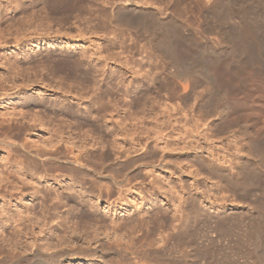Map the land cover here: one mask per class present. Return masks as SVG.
Wrapping results in <instances>:
<instances>
[{
    "label": "rangeland",
    "instance_id": "rangeland-1",
    "mask_svg": "<svg viewBox=\"0 0 264 264\" xmlns=\"http://www.w3.org/2000/svg\"><path fill=\"white\" fill-rule=\"evenodd\" d=\"M89 2L59 14L40 9V0H0V137L43 150L62 138L70 156L109 160L77 177L50 173L0 143V176L14 171L0 183V250L45 245L47 227L66 215L74 220L84 203L101 215L111 204L102 222L142 223L136 232L163 247L150 256L162 264L180 257L264 264V0H146L155 14L130 13L118 23L110 18L126 0ZM82 50L83 62L98 71L86 79L54 71L56 52L77 60ZM104 88L109 93L101 95ZM94 179L115 185L114 192L102 193ZM55 191L79 193L83 203L64 199L50 218L44 196ZM46 215L50 224L40 233ZM97 218L88 220L86 235L108 239L113 228ZM124 263L91 255L63 260Z\"/></svg>",
    "mask_w": 264,
    "mask_h": 264
},
{
    "label": "bare ground",
    "instance_id": "bare-ground-1",
    "mask_svg": "<svg viewBox=\"0 0 264 264\" xmlns=\"http://www.w3.org/2000/svg\"><path fill=\"white\" fill-rule=\"evenodd\" d=\"M43 2L42 5H40V9H50L52 12L54 13H67V12H73L75 10H81L84 5L86 6V3H90V0H40ZM148 1V0H147ZM151 0H149L150 2ZM153 1V0H152ZM142 2V1H141ZM145 1H143L142 3H139L138 0H126L125 3L121 4V5H117L116 8L114 9V15L111 16L113 18V20H111L112 18H110V21H113L111 23H116L117 20L121 19V17L123 16H130V13H134V14H139V16L141 15H148L149 13H154L156 12L157 9H155L153 7V3H145ZM10 4V3H9ZM141 4V5H138ZM92 4L90 3L89 6H91ZM23 6V4H22ZM88 6V4H87ZM175 11V10H174ZM129 13V14H128ZM171 13H174L173 11ZM170 13L169 16H171L172 14ZM158 14V11H157ZM156 14V16H157ZM106 14H104L105 16ZM174 15V14H173ZM132 16V15H131ZM130 16V17H131ZM27 17V16H26ZM33 18V17H32ZM133 18V16H132ZM131 18V19H132ZM135 18V16H134ZM141 18V17H139ZM145 18V17H144ZM170 18V17H169ZM25 19V18H24ZM27 19V18H26ZM130 19V18H129ZM130 19V20H131ZM158 19V18H157ZM106 20V19H105ZM119 20V21H121ZM116 21V22H115ZM118 21V22H119ZM129 21V20H128ZM133 21V20H132ZM141 21V20H140ZM159 21V20H158ZM157 21V22H158ZM32 22V21H31ZM104 22V21H103ZM117 22V23H118ZM131 22V21H130ZM142 22V21H141ZM140 22V23H141ZM144 22V21H143ZM142 22V23H143ZM164 22V20H163ZM133 23H135L133 21ZM171 23V22H170ZM33 24V23H32ZM157 24V23H156ZM155 24V25H156ZM40 25V24H39ZM143 25V24H141ZM145 25V24H144ZM158 25V24H157ZM163 25V24H160ZM159 25V26H160ZM166 25V24H165ZM170 26V25H169ZM172 26V25H171ZM168 29V28H167ZM173 29V28H172ZM18 30V29H17ZM171 30V29H170ZM169 31V30H168ZM56 44V43H55ZM54 44V45H55ZM166 45V44H164ZM170 45V44H169ZM48 46V45H47ZM73 46V45H72ZM167 46V45H166ZM50 48V47H49ZM53 48V47H51ZM165 49V47H163ZM48 50V49H47ZM62 50V49H61ZM64 50V49H63ZM62 50V51H63ZM86 50V49H85ZM85 50H82L80 53V57L76 60L73 57L72 58H64L61 57L60 55H57L58 52H56V56L52 57L54 58L50 60V64L51 61H54L53 64V69L54 71H61L63 73H65L68 76H73V77H80L82 79H86L85 76H87V74L91 73V72H96L98 71V69L96 68V63L95 62H90L89 63H84L83 62V57L87 56ZM167 53L172 57V56H176L178 55V53H176L177 50L172 48L171 46H167L166 48ZM52 51V49H51ZM39 52V51H38ZM49 52V51H48ZM54 52V53H55ZM92 52V51H91ZM178 52V51H177ZM53 54V52H51ZM95 53V52H94ZM39 55V54H38ZM51 55V54H50ZM54 55V54H53ZM95 55V54H94ZM17 56V55H16ZM91 58L93 57V53L89 55ZM50 57V56H49ZM95 57V56H94ZM96 58V57H95ZM17 59V58H16ZM98 59V58H97ZM24 60V59H23ZM179 60V59H178ZM93 61V60H92ZM96 61V60H95ZM31 62H29L30 64ZM95 63V64H94ZM44 64V63H43ZM49 64V63H48ZM47 64V65H48ZM94 64V65H93ZM12 65V64H11ZM45 65V64H44ZM93 65V66H92ZM99 65V64H98ZM15 66V64H14ZM13 66V67H14ZM29 66V65H28ZM92 66V67H91ZM32 67V66H31ZM46 67V66H45ZM22 68V66H21ZM48 68V67H47ZM49 68H52L49 67ZM18 70V69H17ZM52 70V69H51ZM50 70V71H51ZM100 71V70H99ZM14 72V71H13ZM1 73V72H0ZM18 73V72H17ZM54 73V72H53ZM3 74V73H2ZM4 77V76H3ZM6 77V76H5ZM75 77V78H76ZM8 80V79H7ZM13 80V78H12ZM121 89H118V91ZM123 90V89H122ZM105 92V93H104ZM109 93V91L107 92V90L101 89L100 94H106ZM102 97V96H101ZM42 102V101H41ZM44 103V102H43ZM64 104V103H63ZM21 108V107H20ZM26 111V108H24ZM28 109V108H27ZM18 110H22L18 109ZM70 110V109H69ZM17 111V110H15ZM14 111V112H15ZM24 111V110H23ZM22 111V112H23ZM30 111V110H29ZM16 112V113H20ZM31 112V111H30ZM15 113V116H17V114ZM71 114V113H70ZM11 115V114H10ZM19 115V114H18ZM23 115H26L23 113ZM13 114V117H15ZM36 116V115H35ZM34 116V117H35ZM38 116V115H37ZM11 116V118H13ZM33 117V116H32ZM33 120H36V119ZM18 118V117H17ZM16 118V119H17ZM23 118V117H22ZM30 118V117H29ZM37 118V117H36ZM26 119V118H25ZM39 119V117H38ZM12 120V119H11ZM14 120V119H13ZM1 121V126H2V121H4L3 119L0 120ZM6 121V120H5ZM4 121V122H5ZM30 121V120H29ZM33 122V121H32ZM42 122V121H41ZM20 123V121H19ZM22 123V122H21ZM6 124V123H5ZM23 125V124H22ZM31 126V124H30ZM28 127V126H27ZM27 129V128H26ZM18 131V130H17ZM20 131V130H19ZM2 134V133H1ZM19 134V133H18ZM61 135V134H60ZM3 136V135H2ZM7 137V135H6ZM62 137V136H61ZM8 138V137H7ZM7 138H1L0 137V143L6 144L8 146L11 147L12 151L17 152L18 157L22 156L24 161L29 162L30 164L35 165V167L37 165L43 167V169H46V171L48 172H52V173H56V172H60V173H73L75 174V172L77 173V170H81V171H86L89 172L91 170H95V163H99L102 165H107L109 164V160L106 157H101L100 159H93L90 156H83L80 157L81 159H79V157H73L70 156L69 154V149L70 147L67 146V144H69L67 142V144L64 146V143H61V140H57V142H55L53 145H48L49 149H33V148H29L26 144L22 143L18 144L14 141H10ZM60 138V137H59ZM64 138V137H63ZM13 139V138H12ZM17 141V140H16ZM53 141V140H52ZM51 141V142H52ZM50 143V141H48ZM20 143V142H19ZM0 146H4L5 145H1ZM32 146V144H31ZM76 146V145H75ZM35 147V146H34ZM72 148V147H71ZM73 149V148H72ZM9 151V149H8ZM11 152V151H10ZM72 152V150L70 151V153ZM74 152H72L73 154ZM12 154V153H11ZM10 155V154H9ZM8 155V156H9ZM20 155V156H19ZM15 156V155H14ZM16 158V157H15ZM21 158V157H20ZM11 159V158H10ZM19 159V158H18ZM21 161V160H20ZM14 162V161H13ZM5 163V162H4ZM26 163V162H25ZM24 163V164H25ZM22 164V163H21ZM23 166V165H22ZM31 167V166H30ZM34 167V166H33ZM104 167V166H103ZM21 169V168H20ZM3 171V170H1ZM9 173V171H6ZM14 172V171H13ZM13 172L11 175H13ZM16 172V171H15ZM17 173V172H16ZM67 174V175H68ZM1 175V174H0ZM10 175V176H11ZM17 175V174H16ZM15 175V176H16ZM51 175V174H50ZM54 175V174H53ZM8 176V175H7ZM4 176L6 177V179L9 180L10 176ZM24 176V175H23ZM56 175H54L55 177ZM59 176V175H58ZM75 176L77 177V174H75ZM4 177L0 176V183L4 181ZM21 177V176H20ZM82 177V176H81ZM11 178V177H10ZM23 178V177H22ZM21 178V179H22ZM75 178V177H74ZM73 178V179H74ZM14 179V178H13ZM16 179V177H15ZM76 179V178H75ZM84 179V178H82ZM12 180V179H10ZM34 180V179H32ZM39 180V179H38ZM41 180V179H40ZM14 181V180H13ZM21 181V180H20ZM93 181V182H92ZM91 182L98 187V189L100 188V191L102 193H105L107 195H111L114 192V186L111 184L105 185L99 182V180L94 179ZM7 182V181H6ZM22 182V181H21ZM32 183H34L32 181ZM13 184V183H12ZM11 181H10V185ZM19 184V183H18ZM18 184L16 182V184L12 185V188L15 189L16 187H18ZM37 184V183H36ZM9 185V186H10ZM77 185V184H76ZM110 185V186H109ZM117 185V184H116ZM6 186V185H5ZM68 186V185H67ZM70 186V185H69ZM7 187V186H6ZM11 187V186H10ZM72 189L75 190L77 187L75 186V184H72ZM117 187V186H116ZM45 188V187H44ZM48 188V187H47ZM46 188V189H47ZM118 188V187H117ZM2 189V188H1ZM5 189V188H4ZM11 189V188H10ZM12 189V190H13ZM51 189L53 188H48V190L51 191ZM9 190V189H8ZM46 190V191H48ZM120 190V189H119ZM11 191V190H10ZM76 191V190H75ZM39 190L36 189L35 193L38 194ZM41 192V191H40ZM45 192V191H43ZM77 192V191H76ZM81 192V191H80ZM47 193V192H46ZM45 193V194H46ZM53 193V192H52ZM42 194V192L40 193ZM79 193H73V192H56L53 196H50L49 193L46 194V197L44 196V199L47 198L48 200L51 201V204L49 205L48 211H49V217L52 218V215H55L54 211H57V209L59 208V204L62 203V201L64 199H66V201L68 203L73 202L76 203L75 205H77V200H80L81 203H83V200L81 197H83L81 195L77 196ZM52 195V194H51ZM46 200V199H45ZM65 201V202H66ZM86 201V200H84ZM80 203V205H82ZM64 204V203H62ZM85 204V203H84ZM83 204V205H84ZM82 208L79 207L78 211H79V216H77V210L75 215L73 216L75 219L71 220L70 215H66L64 218H62L60 221H56L55 223H53L52 225H50V227L47 229L49 231H51V234H49L48 238H47V243L44 244H40L39 243H30L29 245H25L23 246L21 249L19 248V250H17L16 252H14L13 250H0V264H63V260L65 257L71 256V255H79L80 257H88L89 255H91L92 257H98V256H102L104 259L107 260H114V261H118V263H120L122 260L125 261L126 264H162L160 262H158L157 260H155L154 258H150L151 255L153 254H157L160 253L161 251H163V247H161V245H158L155 240H152L151 238L147 236H144V234H138L137 231V226H142V223H140V225L137 223L131 222V223H127L125 221H120L119 219L112 218L110 220V222L105 225L102 221L105 220V215L108 213V211L110 210V205L109 209L106 211L105 214L101 215L100 212L97 211L96 209L91 210L89 209V206L86 208L85 206ZM87 206V205H86ZM91 206V205H90ZM0 208H3L0 207ZM77 209V206L75 207ZM6 209V208H5ZM20 209V208H19ZM18 209V210H19ZM74 209V208H73ZM4 210V209H3ZM99 210V209H98ZM1 211V210H0ZM22 210L20 209L19 212H21ZM53 211V213H52ZM17 212V213H19ZM2 213V211L0 212ZM10 214V213H9ZM16 215V213H15ZM14 215V216H15ZM108 215V214H107ZM99 217L96 219V221L98 223H103L104 226H108L110 225L113 229L111 230L112 232L107 231V237L108 239H105L103 237H93V238H89L88 234V226L86 227L88 220L90 221V217ZM115 216V215H114ZM47 215L44 216V220H43V225L42 227H40V233H42L45 230V226L50 224V220ZM87 217H89V219H86ZM10 218V217H9ZM8 218V219H9ZM13 219H9L10 223L13 222H17L20 219H22V215L19 214L17 216V218L13 217ZM78 219V221H77ZM8 220V221H9ZM30 220V219H28ZM41 221V220H40ZM53 221V220H52ZM70 221H73V223L75 225H67ZM105 222V221H104ZM19 223V222H18ZM27 223V222H26ZM33 223V221H32ZM36 223L38 224V220L36 221ZM35 223V224H36ZM93 223V222H92ZM12 224V223H11ZM35 224H32V226H35ZM101 224V225H103ZM20 225V223H19ZM39 225V224H38ZM45 225V226H44ZM63 225V226H62ZM100 225V224H99ZM100 225V226H101ZM15 226V225H14ZM18 226V225H17ZM29 227H31V221H30V225H28ZM147 228L149 229L147 232L148 234L152 233L154 230V228L152 226H148L146 224ZM180 227V226H179ZM35 228V227H34ZM34 228H32L34 230ZM53 228V229H52ZM15 228H13L14 230ZM125 230L124 234H118L117 230ZM180 229V228H179ZM153 230V231H152ZM20 231V230H19ZM117 231V232H116ZM17 232V231H16ZM116 232V233H115ZM123 232V231H122ZM126 232V233H125ZM128 232V233H127ZM63 233V235L61 234ZM114 234H118V235H114ZM18 236V233L16 234ZM20 235V234H19ZM110 235V236H109ZM112 235H114L112 237ZM173 235V234H172ZM106 236V235H104ZM20 237V236H18ZM74 239L79 240H85L84 242H86V245H77V243L73 242ZM94 240V244L91 243ZM17 245V244H16ZM14 248L16 249L17 247L14 246ZM13 249V247H12ZM29 252V253H27ZM111 253H116L121 257V260H116V258H109V254ZM144 258H146V260H144ZM181 259L178 261V258H176L175 261H177L179 264H188V258L187 257H180ZM124 263V264H125Z\"/></svg>",
    "mask_w": 264,
    "mask_h": 264
}]
</instances>
